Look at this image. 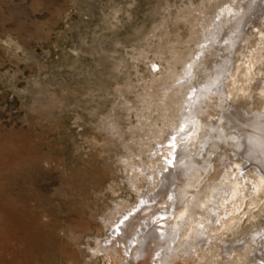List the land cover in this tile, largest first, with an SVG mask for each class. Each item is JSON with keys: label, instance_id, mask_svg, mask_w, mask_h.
Wrapping results in <instances>:
<instances>
[{"label": "rangeland", "instance_id": "obj_1", "mask_svg": "<svg viewBox=\"0 0 264 264\" xmlns=\"http://www.w3.org/2000/svg\"><path fill=\"white\" fill-rule=\"evenodd\" d=\"M250 1L0 0V264L84 263L75 256L87 235L96 233L95 227L89 228L96 213L112 198L130 197L115 169L122 168L119 159L135 163L142 148L145 160L151 154L147 143H155L153 129L178 116V105L169 100L170 114L161 116L160 95L170 86L177 88L171 79L175 73V79L179 73L183 79L189 76L183 74L185 61L208 58L211 71L217 60L230 62L226 93L213 94L198 113L205 124H222L228 105L244 107L250 114L264 112V71L259 70L264 58L251 67L258 78L233 84L249 72L250 53L259 47L258 28L244 35L248 38L238 42L241 46L231 56L230 47L218 37L212 38L213 48L200 50L203 39L210 37L201 31L208 23L212 29L210 23L224 5ZM231 19L218 28L219 37L230 35ZM261 23L264 29V20ZM199 79L188 80L177 98L188 95ZM234 86L239 87L236 96L229 93ZM111 124L117 125L118 134L108 132ZM224 126L233 132L228 120ZM208 132L202 128L198 139ZM223 145L207 152L196 144L206 156H216L208 174L201 170V189L230 185L223 178L226 170L235 177L237 163H244L235 158V145ZM227 156L233 164L224 163ZM251 169L242 171L250 180L255 175ZM249 186H243L247 194ZM246 196L225 202L228 208L238 207L219 223L218 236H249L264 219V188L258 199ZM210 254L204 264L218 258Z\"/></svg>", "mask_w": 264, "mask_h": 264}, {"label": "bare ground", "instance_id": "obj_2", "mask_svg": "<svg viewBox=\"0 0 264 264\" xmlns=\"http://www.w3.org/2000/svg\"><path fill=\"white\" fill-rule=\"evenodd\" d=\"M223 7L216 16L215 23L211 21L212 29L208 23L201 31L205 35L209 34L210 37L203 39L205 46H202L200 50L204 53L205 49L214 46L212 38L218 37L220 43L223 39L226 42L224 44L226 48H231L228 51L230 54L232 50L237 49L239 41L246 40L250 36L251 28H258V33L261 34L258 41L259 47L252 49L250 53L249 72L242 74V78L236 79V77L233 84L239 81H252L258 77L256 73L252 75L251 67L256 68L257 64L261 63L260 59L264 58V29L261 27V20H264V0H251L247 5L236 2ZM230 18H233L228 25L230 35L226 37L223 34L225 38L219 37L218 28H222L226 19L230 20ZM214 29L216 32L213 31ZM245 34L248 36H244ZM202 57L204 59V56ZM228 58L226 56L229 61L230 58ZM191 60L185 61L188 65L183 69V74L189 73V76L183 79L184 76L179 73L180 76L175 79L177 74L173 73L174 76L171 79L177 82V88L170 86V90L166 88L160 95V104L164 110L161 116L170 114V106L166 100L178 105L179 113L176 118L171 114L172 120H168V125L162 124V128L158 131L153 129L156 135L151 138L155 140V143H147L148 147H151V154L148 153L147 158L143 160L141 156L143 150L140 147L141 150L137 149L138 152L135 154L139 155L135 163L126 157L119 159L122 168L115 169L118 170L121 181L126 184L127 194L130 197L119 195L118 198H112L110 204H107L108 207L105 206V210L96 213L92 225L89 222V228L95 227L97 230L95 234L87 235V240L81 243L85 246L79 247L78 255L75 256L83 260V264H194L198 258L201 261L198 264H204L210 253L218 255V258L210 264H264V219L259 220L255 230L249 236L239 235L229 239L218 236L216 231L219 223L233 214L234 208L238 207L234 204V208H228L225 203L227 200L231 204L243 194L255 200L259 198L260 191L264 188V112L251 111L250 114L249 111L248 113L242 110L244 107L228 105V110H225L222 116V124L216 127L212 123L205 124L198 113L202 111L203 106H207L206 99L212 98L215 93L225 92V88L228 87L226 85H229L227 72L231 70L228 69L227 64L230 66V62L224 61L226 63L224 65V62L218 64L219 60H217L214 63L217 66L214 71H211L212 68L207 63L208 58L204 60L199 58V61L191 58ZM240 67L239 65L238 68ZM259 70L264 71V67H260ZM234 75L232 72L230 76L234 77ZM193 78L200 79L197 83L191 84L188 95L180 93L178 99L179 92L186 86V82ZM238 89L239 87L234 86L229 93L236 96ZM262 90L264 91V86ZM222 99H225L224 96ZM224 120L231 123L230 128L233 132H228L224 126ZM204 127L209 129L208 136L205 135L199 140L200 130ZM213 130L215 133H212ZM108 132L118 134L117 125L113 124ZM110 137L113 139L114 136ZM198 142L199 146L205 147L204 150L207 152L209 148H217L218 151L220 147H224L223 144L235 145L236 148L233 150L235 158L247 163L245 165L237 163L238 173H242L241 177L238 178L236 173L235 177L230 178L231 175L226 170L223 178L228 179L231 182L230 185L211 184L206 190L201 189L202 180L198 179L201 170L209 173L208 166L211 165L209 163L213 162L216 156L211 158L210 153L208 156L202 153L200 148H197L199 146H196ZM200 153L204 157L202 162L196 158ZM228 157L224 159V163L226 161L231 165L232 162ZM251 167L255 170L252 180H250L251 176L242 172L252 170ZM111 169H113L112 166ZM250 181L252 186L248 184ZM194 186L199 190L196 192L194 190L192 193L189 188ZM243 186H249L248 194L243 190ZM108 189L114 194L113 186H108ZM203 212L206 214L205 217ZM196 215L203 216L204 219L198 220Z\"/></svg>", "mask_w": 264, "mask_h": 264}]
</instances>
